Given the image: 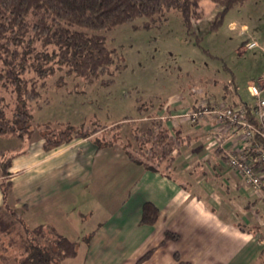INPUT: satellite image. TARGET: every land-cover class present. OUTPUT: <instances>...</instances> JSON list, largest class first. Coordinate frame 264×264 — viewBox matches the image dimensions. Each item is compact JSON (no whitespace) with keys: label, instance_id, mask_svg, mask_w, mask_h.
Listing matches in <instances>:
<instances>
[{"label":"rangeland","instance_id":"1","mask_svg":"<svg viewBox=\"0 0 264 264\" xmlns=\"http://www.w3.org/2000/svg\"><path fill=\"white\" fill-rule=\"evenodd\" d=\"M219 11L212 0H201V18L194 27L197 36L188 34L178 10H172L157 27H137L147 20L145 17L120 25L105 33L108 46L116 52L112 76L106 75L93 83L75 76L56 83V76L41 97L28 104L35 130L32 140L2 136L0 152L33 149L43 138L42 128L48 124L57 130L67 122L73 126L85 124V131L96 134L88 144L75 141L57 154L72 160L83 157L85 174L78 180L60 179V191L48 200L44 201L43 191L33 193V184L27 189V179L33 170L20 174L10 190L8 207L0 208V264H16L24 256L25 230L12 215L13 210L24 219L35 217L31 228L55 224L61 234L78 243V255L58 264H86L92 233L110 220L128 197L124 193L123 160L111 159L105 153L103 158L88 162L86 159L99 145L113 143L120 151L130 150L148 161L150 145H144V141L158 140L155 126L161 120L151 112L179 99L182 104L178 107L189 110L208 101L228 105L231 101L254 103L249 85L264 73V0H249L244 6L230 10L219 29L212 30ZM243 26L247 28L244 35ZM249 41L257 42L259 47L248 49ZM109 78L114 83L104 84L103 79ZM215 135L219 143L221 139ZM56 161L53 156L41 173L52 169ZM169 161L166 159L162 165ZM70 163L68 160L62 166L65 173L76 170ZM15 196L21 197L24 204L30 203L29 211L27 206L24 212V204ZM36 198L39 205L34 206ZM256 199L264 217V199ZM260 233L264 236V228ZM221 241L223 238H217L213 247H218ZM242 251L247 264H264V244L258 248L252 240L243 242Z\"/></svg>","mask_w":264,"mask_h":264},{"label":"crops","instance_id":"2","mask_svg":"<svg viewBox=\"0 0 264 264\" xmlns=\"http://www.w3.org/2000/svg\"><path fill=\"white\" fill-rule=\"evenodd\" d=\"M236 102L231 101V104ZM181 104V99L175 100L151 112L155 118L160 117L162 121H159L170 135L179 138L176 144L181 147L175 146L171 162L161 165L159 170L134 163L115 144L91 151L86 159L88 162L103 158L102 153H105L110 154L111 159L123 160L126 164L123 169L126 177L124 193L128 196L119 211L92 233L86 264H135L152 249L155 250L153 255L142 264H178L176 254L189 264H247L248 259L244 260L247 257L242 251L243 242L252 240L258 248L264 244V236L260 233L264 228V217L258 200H254L264 199V188L254 190L245 185L229 167L225 151L219 146L222 143L224 150L244 152L251 143L242 131L229 128L225 122L209 118L191 126L193 124L186 120L173 118L189 110L180 109ZM215 133L221 139L219 143H216ZM91 140L76 139L46 152L41 139L33 149L14 159L10 168L11 190L24 170H33L27 179V189L30 190L33 184V193L43 191L44 201L48 200L60 191V179L78 180L85 174L83 157L72 160V157L66 159L57 154L75 141L88 144ZM53 156L57 159L55 165L41 173ZM68 160L75 165L74 172L65 173L61 169ZM255 164L260 167L258 161ZM3 179L0 165V208L4 206ZM13 198L24 204L21 197ZM148 202L159 211L156 222L150 225L141 223L143 208ZM37 205L36 198L34 206ZM29 207L30 203H25L24 212L26 208L29 211ZM34 218L22 219L31 227ZM52 226L61 234L57 225ZM169 231L178 234V238L163 243ZM215 237L223 238L218 247H213Z\"/></svg>","mask_w":264,"mask_h":264},{"label":"trees","instance_id":"3","mask_svg":"<svg viewBox=\"0 0 264 264\" xmlns=\"http://www.w3.org/2000/svg\"><path fill=\"white\" fill-rule=\"evenodd\" d=\"M220 11L215 17L212 30L222 25L227 13L244 6L249 0H212ZM201 0H0V137L11 136L21 141L32 140L33 114L27 109L42 95L50 81L56 76V83L66 77L75 76L93 83L106 75H111L116 52L106 40L105 33L137 18H146L137 27L153 28L163 24L172 10L182 16L188 34L197 36L195 23L201 18ZM201 39L197 37V43ZM112 76V75H111ZM104 84L114 83L113 78ZM233 82V81H231ZM237 91V88H235ZM224 99L227 96L223 97ZM218 103L217 101L208 104ZM231 107L245 106L250 122L257 125L253 103L239 101ZM198 105H193L196 108ZM158 140L148 138L149 160H141L130 150L125 153L131 161L151 170H159L166 159L173 158L174 146L179 138L170 135L158 121ZM119 124H115L118 127ZM52 124L42 128L43 144L46 152L68 145L76 139H91L96 133L84 130L85 124L73 126L70 123ZM151 129L149 133H151ZM153 139V140H152ZM251 146L244 151L252 162L260 160L259 149L264 150V140L256 135ZM111 144L99 145L103 149ZM27 150L0 153L3 175L4 206L8 207V197L12 188L10 168L14 159L26 154ZM153 161H157L155 164ZM264 166V161H260ZM170 167V165H168ZM264 188V187H263ZM26 237L23 240L24 256L16 264H58L78 255V243L57 232L52 225L31 228L13 210ZM159 216L155 205H144L141 223L154 224ZM178 238V234L167 232L164 242ZM154 249L139 258L135 264L149 260ZM178 264H189L176 254Z\"/></svg>","mask_w":264,"mask_h":264},{"label":"built area","instance_id":"4","mask_svg":"<svg viewBox=\"0 0 264 264\" xmlns=\"http://www.w3.org/2000/svg\"><path fill=\"white\" fill-rule=\"evenodd\" d=\"M245 30L247 28L243 26L242 35L245 34ZM257 47L259 45L255 41H249L247 44L248 49ZM249 91L254 97L253 108L254 116L258 120L257 125L248 120L245 106L234 108L223 102L203 103L181 115L173 116V118L178 117L180 120H186L193 125L210 118L225 122L229 128L242 131L247 141L253 140L256 135H259L264 140V73L250 83ZM219 146L220 149L225 151L229 167L241 178L242 182L254 190H262L264 187V166L260 164V161H264V150L259 149L261 155L258 161L260 167H258L244 152L224 150V144L222 143Z\"/></svg>","mask_w":264,"mask_h":264}]
</instances>
